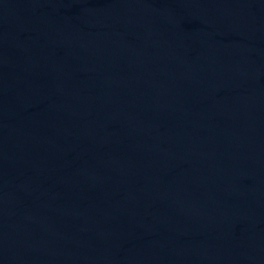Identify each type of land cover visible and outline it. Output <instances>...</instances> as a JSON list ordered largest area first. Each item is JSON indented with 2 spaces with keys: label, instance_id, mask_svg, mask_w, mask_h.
I'll return each mask as SVG.
<instances>
[{
  "label": "water",
  "instance_id": "water-1",
  "mask_svg": "<svg viewBox=\"0 0 264 264\" xmlns=\"http://www.w3.org/2000/svg\"><path fill=\"white\" fill-rule=\"evenodd\" d=\"M0 264H264V0H0Z\"/></svg>",
  "mask_w": 264,
  "mask_h": 264
}]
</instances>
